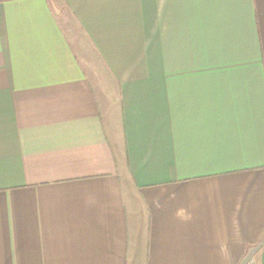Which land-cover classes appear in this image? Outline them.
<instances>
[{
  "label": "crops",
  "instance_id": "crops-1",
  "mask_svg": "<svg viewBox=\"0 0 264 264\" xmlns=\"http://www.w3.org/2000/svg\"><path fill=\"white\" fill-rule=\"evenodd\" d=\"M0 264H264V0H0Z\"/></svg>",
  "mask_w": 264,
  "mask_h": 264
}]
</instances>
